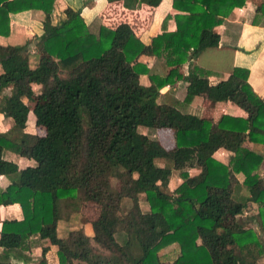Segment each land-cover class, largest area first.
Wrapping results in <instances>:
<instances>
[{"label":"trees","instance_id":"1","mask_svg":"<svg viewBox=\"0 0 264 264\" xmlns=\"http://www.w3.org/2000/svg\"><path fill=\"white\" fill-rule=\"evenodd\" d=\"M120 1L136 8L160 0ZM52 3L0 0V35L9 33L11 13L45 15L39 47L51 59L31 66L21 45L0 47V113L12 119L0 129V175L7 180L0 204L18 203L21 210V218L1 221L0 264L31 260L42 239L54 246V264H256L264 256V189L252 186L263 176L264 97L247 82L246 68L236 66L207 86L208 70L182 69L218 44L213 27L244 0H171L174 28L167 30L164 20L147 41L127 22L101 23L92 32L78 10L51 24ZM142 55L153 56L152 63ZM178 80L186 82L184 102L204 90L209 100L228 99L241 114L224 112L213 122L164 101L162 87ZM25 98H33V106ZM29 117L34 133L24 131ZM158 128L174 130L173 149L155 138ZM22 146L30 162L19 166L9 153L20 155ZM218 147L231 152L227 161L212 156ZM158 156L171 163L156 165ZM191 160L198 172L180 169L182 181L170 193L161 189L171 167ZM124 198L130 202L125 209ZM85 202L97 210L91 234H58V222ZM226 213L234 218L222 223Z\"/></svg>","mask_w":264,"mask_h":264},{"label":"crops","instance_id":"2","mask_svg":"<svg viewBox=\"0 0 264 264\" xmlns=\"http://www.w3.org/2000/svg\"><path fill=\"white\" fill-rule=\"evenodd\" d=\"M68 9L78 10L79 15L92 32H95L101 23L113 27L120 22H127L135 34L144 41L161 31L164 20L163 26L167 30H171L175 26L171 0H160L156 6L141 3L136 8H126L120 0H53L52 8L47 14L48 21L51 24L56 23L65 16ZM44 17L45 15L41 12L28 9L11 13L9 17L10 31L7 35H0V47L16 50V47L21 45L23 49L19 50L24 52L26 63L31 66L39 62L41 58L51 62V59L45 57V53L39 47V35L43 32L42 20ZM213 29L219 34L218 44L204 47L191 58L190 63L182 64V69L186 72L189 64H196L208 70L209 73L202 77V85L207 86L209 83L224 79L236 66L246 68L247 82L258 96L264 97V0H244L242 5L233 7ZM139 59L150 65L153 56L142 55ZM139 81L146 84L148 82L146 75H140ZM185 84V81L178 80L171 85H165L161 89L162 99L179 107L182 105L180 108L183 110L209 116L213 122L224 112L233 115L241 114L240 109L228 99L209 100L205 96L204 90L194 94L188 102H184ZM201 93L203 94L202 98L200 97ZM24 101L26 103V99ZM11 124L12 119L0 113V129H7ZM164 129L167 131L162 137L159 130ZM173 131L171 128L156 129L155 138L166 150L173 149L175 146L172 144L174 143ZM9 154V158L15 160L19 166L30 162L25 146H22L20 155L13 152ZM230 154V151L218 147L213 151L212 156L221 161H227ZM154 162L156 165H163L166 162L171 163V159L158 156L154 158ZM190 168L199 170L198 164L191 160L182 168L172 167L170 173L173 170L178 173L180 169L189 170ZM259 170L263 176L253 184L252 189H264V158L259 164ZM235 176L239 181L243 178L241 172H235ZM6 183V178L0 175V187H4ZM249 207L251 208V206ZM12 218H21L18 203L0 204V224L3 219ZM233 218L234 216L228 213L219 217L222 223H229ZM42 245H48L45 239L38 241L31 248V260H13L12 263L39 264L40 260L45 264H54L56 260L54 246L48 245L47 250L42 254ZM256 264H264V256L259 257Z\"/></svg>","mask_w":264,"mask_h":264},{"label":"rangeland","instance_id":"3","mask_svg":"<svg viewBox=\"0 0 264 264\" xmlns=\"http://www.w3.org/2000/svg\"><path fill=\"white\" fill-rule=\"evenodd\" d=\"M20 59H23L21 56ZM37 90V87H35ZM42 93V92H41ZM40 92L37 93L39 96ZM202 93L200 97L202 98ZM34 98V97H33ZM33 98H28L26 99V103L28 107H31L34 104V99ZM146 131V129H143ZM24 131L34 133L36 132V128L33 124V120L29 117L28 121L26 122V125L24 127ZM148 131V130H147ZM159 134L164 137L165 132L167 131L166 129L164 130H159ZM174 132V131H173ZM156 133V130L154 131V134ZM153 134V133H151ZM172 144L175 145V140L173 139ZM28 150V149H27ZM169 163L170 162H166ZM165 164V163H164ZM172 168V167H171ZM188 173H196L198 171L197 168H190L189 170H186ZM182 181V177L178 171H171L169 173V179L166 185L161 186V189H163L166 192H171L172 189L177 186L180 182ZM111 184L113 186H117V181L114 178H111ZM139 196V201L140 205L142 208L146 207V204L144 202V195L142 193L138 194ZM129 200L124 198L122 202V208H126L129 205ZM97 213V210L94 205H92L89 202L82 203L80 208L78 209L77 212H72L68 220H61L59 221L58 225V233L61 234L64 230L68 231L70 235H75V236H85L91 234V226H90V221L95 217ZM168 247L163 248V251L168 250Z\"/></svg>","mask_w":264,"mask_h":264}]
</instances>
